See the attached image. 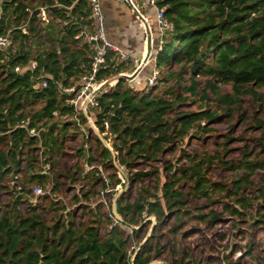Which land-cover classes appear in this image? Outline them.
<instances>
[{
  "label": "trees",
  "instance_id": "obj_1",
  "mask_svg": "<svg viewBox=\"0 0 264 264\" xmlns=\"http://www.w3.org/2000/svg\"><path fill=\"white\" fill-rule=\"evenodd\" d=\"M1 1L0 33L11 35L16 50L0 51V131L4 134L0 137V264H165L156 262L166 251L158 249L161 236L157 235L146 240L130 263L131 243L125 232L133 229L137 236L139 230L135 227L141 229L150 217L158 223L174 218L176 225L169 233L177 237L191 221L221 223L224 215L214 207L225 205L224 212L229 213L231 220H245L248 210L255 206L246 196L250 189L264 201V188L253 180L256 172L264 170V160L253 150L246 148L239 159H228L226 141L223 151L208 153L206 157L185 154V164L165 161L179 151L178 143L213 132L215 121L232 122L237 112H241L240 122L251 119L253 131L264 129L259 113L250 118L242 106L246 96L257 103L263 101L259 90H264V0H159L158 7L165 9L172 30L165 33L156 61L132 81V86L120 78L97 99L95 122L101 134L105 132L104 123H108L114 148V152L107 149L96 135L99 162L115 170L111 178L118 185L119 170L114 166L113 155L117 153L118 166L129 172L127 181L139 187L136 200L127 202L123 195L120 197L117 208L122 221L103 235L100 226L107 221L102 203L96 209L86 208L87 221L77 224L76 211L67 213L63 202L46 197L40 198L38 204L32 200L31 188L38 184L44 187L49 178L35 172L34 159L26 162L23 177L24 149L32 151L37 142L26 139V131L16 128L30 118L29 126L36 127L44 145L55 151L62 150L63 142L71 137L83 138L74 123L64 120L73 110L67 104L70 95H63L59 85H79L97 54L95 44L77 39L90 22L89 3ZM42 11L48 16L45 29L39 27L41 23L45 25L40 18ZM49 18L63 27L54 25ZM158 45L159 40L157 52ZM32 62L37 63L35 70H31ZM18 66L20 73L15 72ZM126 66L116 62L115 53L109 51L97 81L126 75ZM155 68L159 76L155 85L149 87L148 78ZM43 75L49 77L46 89L39 86ZM225 86H231L232 91L224 90ZM82 121L86 122L84 118ZM255 145L264 155V139L256 140ZM84 147L82 143L76 155V168L83 173L84 164L96 161ZM215 161L224 169L239 173L238 177L224 184L212 182L209 171ZM141 166L150 170L144 173L138 170ZM85 173L87 190L74 197L75 205L89 203L100 193L99 171L89 169ZM15 175L20 178L12 184ZM148 176L154 179L151 187L144 185ZM67 179L77 182L72 172ZM59 185L60 182L54 189L58 190ZM2 197L8 201L2 203ZM191 197L202 198L205 203L202 207L194 205L192 211L188 206ZM22 205L24 210L20 209ZM210 207L213 209L204 213ZM171 264L194 261L184 250L183 256H174Z\"/></svg>",
  "mask_w": 264,
  "mask_h": 264
},
{
  "label": "rangeland",
  "instance_id": "obj_2",
  "mask_svg": "<svg viewBox=\"0 0 264 264\" xmlns=\"http://www.w3.org/2000/svg\"><path fill=\"white\" fill-rule=\"evenodd\" d=\"M134 1L138 4L140 9L144 10L143 7L146 3L145 0ZM49 20L53 21V18H49ZM47 23L48 22H45V25L41 23L42 26L39 25V27L45 29V26H48ZM53 24L56 26L58 25L59 28L63 27V24L57 20L53 21ZM23 32H25V29ZM159 32L160 31L158 29L157 33ZM13 50L15 53L16 46ZM125 64L127 65L125 69L129 70L126 72L127 75L134 74L136 70H134L129 63L126 62ZM132 70H134V72H132ZM111 79H115V77H111L108 80ZM199 80L203 86V80ZM127 84L130 86L133 85L132 81L128 79ZM115 85L116 82H113L104 88L100 87L99 90H101V92L106 91ZM223 89L229 92L232 91L231 86H225ZM259 94L263 96L262 103L253 101L251 96L245 97L242 106L244 111L247 110L250 118L255 117L257 112L259 113L260 118L264 119V112H262V110H264V90H259ZM91 110L92 116L95 118L96 110ZM240 113L241 112L236 113L232 122H228L227 120L215 121L212 125L214 131L211 133L206 135L201 134L200 136H192L190 139L187 138L183 144L178 143L180 147L179 151L174 156H167L165 161H178L180 164H185V154L196 153L200 156L206 157L208 153L213 154L217 151H223V144L226 141H228L227 146L230 150V153L227 156L228 159H239L243 151L248 148L249 150L254 151V155L261 154V158L264 160L261 148L255 145L256 140L264 139V129L261 131H253L252 126L254 125H252L250 121L251 119H247L245 122H240ZM90 135L93 142L89 141L87 144L86 139L84 140L81 136L78 139H73L71 137L67 142H63L62 150L55 151V167L57 174H61L60 177L64 176V178H66V176H68L71 172L75 174L76 183H73L72 179H67L65 181L62 180L60 182L61 186L59 185L57 189L59 197L63 200L61 202H63L67 208L72 209V211H76L75 222L77 224L82 221H87L89 211L86 212V208H88V210L92 208L96 209V206L101 199L106 201L108 205H112L114 198L124 191V199L127 202H132L138 198L139 192L138 185L129 183L120 171L117 172V179L120 181V184L116 185V179L111 178L112 175H114L115 170L110 166L105 167L101 162H99L100 151L94 143L96 136L94 134ZM82 143L85 145L84 149H86L87 155L91 154L93 158L96 159V161H92L91 164L87 163L83 165L84 173L76 168L78 163L76 155ZM88 164L95 167L100 166L104 170V174H106L107 177L110 176V183L106 190H103L104 188H101V185L98 187L100 188V191L102 190L104 192L101 196H94L89 203H79L75 205L74 197L80 194V191L87 190V188L84 187L86 183L84 176L86 175L85 171L89 170ZM211 166L212 168L209 171V177L214 183L224 184L232 179H236L239 175V173L234 172L229 168L224 169L223 166L219 165L216 161ZM138 168V170L144 173H147L150 170V167L141 166ZM122 169L128 177L129 172H127L125 168ZM253 180L256 184L261 185L260 188H264V170L256 172ZM148 184L150 187L154 184V179L152 177L148 176L146 179V183L144 185ZM246 196L252 199L255 206L248 210V217L241 222H238V220H231L229 213L224 212L225 205L222 204L223 206L214 207L216 212L224 215L225 219L221 223L207 225L198 221H191L179 232V235L175 237L169 233V231L176 225L174 218L169 221L158 223L154 217H150L145 221L146 223L150 220L148 224L142 225V228L138 229L139 233L137 236H134V234H130V236H128L129 231H127L125 232V238L129 240V244L139 245L144 244L145 241L153 235L161 236V238L157 241L159 246L158 249H166V251L160 255L158 260H156V262L159 263L171 264L174 256L179 259L183 256V251L187 250L192 257L194 264H264V223H259V221L262 222V220H264V201L259 197L258 193L251 189L247 191ZM191 199L193 201L191 200L188 206L192 209V211L196 208L194 205L202 207L205 203L202 198L195 200L191 197ZM233 200L234 198L232 197L231 201ZM7 201L8 198L2 197V203H6ZM20 209L24 210L25 206L22 205ZM212 209L213 207H210L207 211L204 210V213L208 214V212ZM105 212L107 217L108 210L105 209ZM108 226V221L100 226L101 235L107 232Z\"/></svg>",
  "mask_w": 264,
  "mask_h": 264
},
{
  "label": "built area",
  "instance_id": "obj_3",
  "mask_svg": "<svg viewBox=\"0 0 264 264\" xmlns=\"http://www.w3.org/2000/svg\"><path fill=\"white\" fill-rule=\"evenodd\" d=\"M146 1V0H145ZM130 7L131 10H133L134 14L138 16V19L141 21V25L143 26V29H146V31H151L152 29L149 24L148 18L143 14L142 10L138 6V4L134 0H124ZM159 0H147L148 5L155 9L157 12V28L159 29V45H158V52L153 54L151 52L150 57H152V62L156 61L157 54L159 51H161V47L164 44V35L166 32H169L172 30V25L168 22L165 15V9L158 7ZM89 3V11H91V15L89 17V24L85 25L81 29L80 34L77 36V39H82L86 41L88 44H95L97 54L91 61V66L89 68V71H86L85 75L81 78L79 85H69L67 87H63L62 85H59V90H61V93L65 96L70 95V99L67 100V104L71 107L73 110L72 115L67 116L64 120L71 121L75 124V126L81 130L83 133L84 140L86 139L87 144L91 140V135L94 134L95 136H100L102 139V142L104 143L105 147L107 149H110L112 152H114V148L111 146V133L109 129L108 123H104V129L105 132L101 134L100 129H98L97 124L95 122V118L92 116V110H96V113L99 111V103H98V97L101 93V90L99 88L105 83V81L98 82L97 81V74L99 73L102 66L105 64V59L109 51H112L115 53V61L118 63H129L130 57L124 53L122 50H119L117 47L112 45L106 37V30H105V15L102 10V2L101 0H88ZM3 16L2 9L0 7V20ZM46 17V13L42 11L41 14V20L44 22ZM153 47V42L152 45ZM14 45L12 43V38L9 33L1 34L0 33V51H7L8 49L12 48L14 49ZM14 51V50H13ZM37 68V63L32 62L31 63V70H35ZM20 67L15 68V72L20 73ZM137 71V70H136ZM135 71V72H136ZM159 76L158 70L155 68L152 72V75L148 78V86L153 87L155 85V82ZM41 82L39 86L43 89H46L49 84V77L48 76H41L40 78ZM100 85L98 89L95 88V86ZM58 114L56 113L55 116ZM82 118L85 119V123H83ZM30 118H28L25 121H22L19 125L16 126L18 129H22L26 131L27 136L26 139L32 138L35 139L37 142V145L35 146L32 151H28L27 149H24V154L22 156V163H21V170L23 177H26L25 175V165L26 162L29 159L35 160V172L38 174L45 175L49 178V183L45 185L44 187L41 185H34L32 190V200L35 203H40V198L46 197L49 201L54 202H61V198L59 197L58 190H55V186L58 182H61L62 180L65 181L64 176L60 177L57 174V170L55 167V150H52L49 146L46 147L44 145V141L42 140L40 131L36 127H30L29 126ZM4 134L0 131V137H2ZM105 138H108L107 140ZM117 156V153H115ZM88 169H95L98 170L100 175V185L101 188H104L103 190H106L109 183H110V176L107 177L106 174H104V170L99 166H89ZM20 176L15 175L12 178L11 183L17 184V181L19 180ZM17 190L19 192H22L21 187H17ZM104 193L102 190L98 194L101 196V194ZM102 203L104 205V208L108 210V215L105 217V220L109 222V226L107 227V232H110L114 229L115 226L119 225V220L115 217L113 211H112V205L107 204L106 201L100 200L98 202ZM97 204V205H98ZM67 213L72 211V209L67 208ZM136 230L139 229V227H135ZM130 236L133 235V229L129 230L128 233ZM146 242V241H145ZM143 244H130V249L128 251V257L130 263H133L135 260L136 255L141 249V246Z\"/></svg>",
  "mask_w": 264,
  "mask_h": 264
},
{
  "label": "crops",
  "instance_id": "obj_4",
  "mask_svg": "<svg viewBox=\"0 0 264 264\" xmlns=\"http://www.w3.org/2000/svg\"><path fill=\"white\" fill-rule=\"evenodd\" d=\"M101 2V7L105 15L107 40L119 50L126 53L130 57L129 64L132 68L134 70H139V68L145 63L147 57H149L147 49L148 31L143 29L138 16L134 14L131 7L124 2V0H101ZM146 3L143 7L144 10H141L142 12L144 11L143 14L148 18L152 29L153 47L151 46V49L152 53L155 54L157 52V40H159V33H157V12ZM47 21L48 16L46 13L44 23ZM80 21L83 22L84 18H81ZM150 64H152V57H149L147 64L143 67V71Z\"/></svg>",
  "mask_w": 264,
  "mask_h": 264
},
{
  "label": "water",
  "instance_id": "obj_5",
  "mask_svg": "<svg viewBox=\"0 0 264 264\" xmlns=\"http://www.w3.org/2000/svg\"><path fill=\"white\" fill-rule=\"evenodd\" d=\"M151 45H152V33H151V31L148 30L147 49H148V55H149V57H150V54H151V52H152ZM149 57H147L145 63H144V64L141 66V68H139V70H137L134 74H132V75H127V74H126V75H120L119 77H117V78H115V79L107 80L106 83H104V84L101 86V88H104V87H106L107 85L112 84L113 82H116V83H117V82L119 81L120 78H124V79H128V80L133 81V80L136 79V78L138 77V75L143 71V67L147 64ZM113 155H114V166H115V168H117V169H118V170H119V171H120V172L126 177V180H128L126 173H124L123 169L120 168V167L118 166L117 156L115 155V153H113ZM123 193H124V191L121 192L120 194H118V195L114 198V200H113V204H112V207H111V208H112V211H113V213H114V215H115V217H116L119 221H122V219H121V217H120V215H119V213H118L117 202H118V200L120 199V197L123 195Z\"/></svg>",
  "mask_w": 264,
  "mask_h": 264
},
{
  "label": "bare ground",
  "instance_id": "obj_6",
  "mask_svg": "<svg viewBox=\"0 0 264 264\" xmlns=\"http://www.w3.org/2000/svg\"><path fill=\"white\" fill-rule=\"evenodd\" d=\"M100 87V85L97 84V86H95L96 89H98Z\"/></svg>",
  "mask_w": 264,
  "mask_h": 264
}]
</instances>
